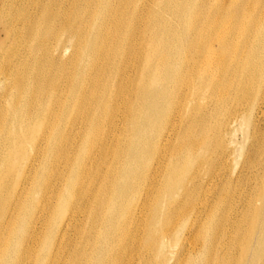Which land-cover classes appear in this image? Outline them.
I'll return each mask as SVG.
<instances>
[{"label": "bare ground", "instance_id": "1", "mask_svg": "<svg viewBox=\"0 0 264 264\" xmlns=\"http://www.w3.org/2000/svg\"><path fill=\"white\" fill-rule=\"evenodd\" d=\"M6 11L0 22L5 37L12 36L14 47L25 45L27 58L15 49L9 54L13 57L0 49V204L4 190L13 188L11 200L0 206V263L30 264L37 258L39 264H139L134 263L138 259L146 264L138 250L153 249L160 258L155 264H169L185 242L198 245L194 228L230 160L243 157L255 183L264 176V0H0V13ZM237 133L241 142L226 148L224 141L234 142ZM143 134L151 141L146 151L152 160L136 172L131 166L142 158L138 147ZM124 138L135 142L124 143ZM87 139L95 145L78 158V166L93 164L90 150L97 146L96 161L107 167L108 177H117L115 197L104 203L109 212L102 213V203L94 206L96 195L80 187L85 202L72 195L76 210L66 213L51 246L44 245L35 256L45 208L60 179L56 172L51 174L55 181L42 182L35 166L52 150L58 152L57 165H66L73 151L84 153L80 142ZM175 140L186 144L173 157L168 152H174L170 146ZM110 151L116 167L109 163ZM194 161L215 166L209 180L191 178L198 184L190 182V187L200 198L174 254L156 240L168 219L190 204L189 193L175 205L171 198L179 191L174 193L180 185L176 180L187 178ZM165 162L171 168L163 176ZM13 171L20 180L9 184ZM34 183L43 191L44 205L28 224L18 226L23 198ZM260 188L263 194L253 204L256 219L264 204V180ZM123 192L126 201L120 204ZM222 205L218 201L214 212ZM78 217L87 220L85 239L68 261L61 252L63 238ZM106 218L110 224L102 230L96 222ZM232 234V240L222 234L217 248L216 241L209 243L207 249L218 251L209 256V264L213 258L221 264L228 251L239 259L223 264L261 261L264 217L261 225H241ZM215 235L218 229L209 239Z\"/></svg>", "mask_w": 264, "mask_h": 264}, {"label": "rangeland", "instance_id": "2", "mask_svg": "<svg viewBox=\"0 0 264 264\" xmlns=\"http://www.w3.org/2000/svg\"><path fill=\"white\" fill-rule=\"evenodd\" d=\"M20 10H23V8L20 7ZM9 11V10H8ZM8 11L4 13H0V22L4 19ZM10 39H12V36L10 38L6 39L5 33L3 31V27L0 24V49L5 50V54L9 55L14 49L16 50L17 54L25 57V51L24 46L20 47L17 46L14 47L13 44H10ZM2 52V51H1ZM14 55H9V57H13ZM3 64L0 63V67ZM162 115L160 114L158 117V120H162ZM248 126V123L245 121L243 124V127L241 128L243 131L246 130ZM116 135V133H115ZM118 135V134H117ZM184 134L182 133L181 136ZM144 139L140 143L138 147V151L141 152L142 158L141 160H136L134 164L131 166L133 170L136 172H140L139 169L143 167V170H146L147 166L149 165V162L152 160V156L146 151V148L151 144V141L148 142L147 134H143ZM234 142H225L224 146L227 147H235L236 143L241 142V135L237 133L235 137L233 138ZM124 143H131L135 142L134 139L131 140H125ZM186 144V143H185ZM185 144L180 146V143L178 140H175V142L170 146L171 150H169L168 155L172 156L174 153L175 157L180 150L185 146ZM82 151H73L71 153L69 162L64 165L63 162L61 164L57 165L56 158L58 157V152L56 150H52L50 155H46L44 159L42 158L39 161V164L35 166L36 172L42 173L40 176L42 178V182H46L47 184L52 183L54 177L51 178V174L58 172L60 173V179L56 183L54 191L49 196V204L45 208V222L41 225L42 228V236L40 242H38L35 247L33 248L32 252L36 256L39 251H42L44 245H47L46 248H48V244H52L55 231L64 223V217L66 213H73L76 209L71 208L74 204H77L75 200H72V195L77 194L79 196V202L80 197L81 201L85 200L86 195L83 193L84 189L87 190L88 194L96 195L95 205L98 206L101 205V210L103 212H109V207L104 206L105 201L112 196L115 197V193H113V187L115 185L113 182L116 181V176L108 177L107 175V167L105 165H101L100 162L96 161L97 158V146H94L91 151V157L94 158V162L91 165H88L86 167L78 166L77 160L79 157L84 156L85 153L89 151V149L95 145V143L92 140L87 139L86 143L84 145L81 144ZM79 146V144H78ZM180 146V147H179ZM198 154H200V150L198 151ZM109 163L116 167V159L115 154L113 151H110V154L108 156ZM54 162L56 163V166H54ZM119 161L117 162V164ZM181 168V165H179ZM213 166V167H211ZM215 165H211L210 162H202L200 164H197L194 161V164H189L187 167V178L183 176V178H180L176 180V185L180 184L178 187L174 188V193L177 192L176 196L172 195V202L175 205L176 203L181 202L183 199L186 198V194L189 193L190 196V204L183 207L180 212L175 214V216L170 217L168 219L167 228L164 229V233L161 235L159 239L156 240L158 244L165 243L166 249H168L170 252L174 253L178 250L179 243L182 241L183 235L186 233V230L188 229L191 221H192V215L194 211V207L198 202V199L200 198V194L198 195L196 191H192V188L190 187V182L192 184H198L194 183L193 176H196L197 179L203 178L204 180H209L211 177V171H213ZM46 167V168H45ZM243 167V168H242ZM171 168L170 162L166 163L161 168V174L164 176L168 170ZM181 169H184L182 167ZM243 169V170H242ZM248 169L244 167V159L243 157H239L238 154L228 162L227 167L224 169H221L219 172V176L217 177L216 183H214V187L210 190L208 193V206L206 211L202 214V217L198 223V225L194 228L195 233H199L200 240L198 242V245L191 244L190 241H187L184 243L183 249L177 254V256H173L169 264H195V262L201 261L200 264H204L205 261H209V256L215 257L216 253L218 254L217 249H213L214 251H211L207 249L209 246V243H214L215 246L218 247L220 244L223 243V236L230 237V239H233L234 228H247L248 224H254L258 223L261 225L263 217H264V204L261 207V213L260 216L256 219L255 210L253 204L255 205V200L259 199L260 196L263 194V189L260 188L262 181L264 180V176L261 177V179L255 183V177L254 182L252 180V177H249ZM88 174V176L86 175ZM144 175V174H143ZM254 175V174H253ZM252 175V176H253ZM255 176V175H254ZM260 176V175H259ZM76 177L80 178V183L75 181ZM190 177V179H189ZM161 178V177H160ZM159 178V180H160ZM20 178L18 177V174H16L15 171H13L9 176V184H15L16 182H19ZM40 181V179H35V181ZM188 180V182H186ZM201 180V179H200ZM261 181V183H260ZM82 186H81V185ZM35 183L28 187L27 195L23 198L24 201V209L19 216L20 219L17 220V225L19 226L20 223H22L23 226L29 223L32 217H36L38 213L41 211V208L44 205L45 197L43 194V191L40 189L39 186L36 188L34 187ZM80 187L83 188V191L81 192ZM158 187V186H157ZM190 188V189H189ZM13 188L6 189L3 192V198H5V202L11 200L13 196ZM189 189V190H188ZM173 193V194H174ZM126 192H123L122 198L121 194L120 196V204L124 203L126 201ZM174 198V199H173ZM108 199V200H109ZM223 200V208H219L216 212H214V206L218 201ZM82 201V202H83ZM136 200H131V204L135 203ZM5 202L0 204V206L3 208L5 206ZM85 202V201H84ZM94 200L91 199L90 201V208L93 205ZM83 207V206H82ZM257 208L259 206H256ZM84 208V207H83ZM101 210L98 212V214L101 217ZM2 212V210H1ZM242 212L245 214V219H242L243 216H241ZM127 213L126 210L122 211V215L125 216ZM215 216H218L215 218ZM222 218L220 227L218 225L219 218ZM209 218V220H208ZM85 218L78 217V219L75 220V222L71 223L70 227L68 228L65 237L63 238V244L61 247V252L63 253V256L68 257V261L70 257H72L73 253L77 252V248L80 244L84 243L85 239V223H87V220L84 221ZM256 219V220H255ZM106 219H100L98 222H96L97 225H100L102 230L105 228V226H108L110 223H105ZM254 220V222H253ZM128 223V222H127ZM164 224V221H163ZM111 227V226H110ZM122 227V226H121ZM124 229L129 228V224L124 225ZM142 229L145 228L144 224L141 226ZM219 230V235H215V239L210 240L209 236L211 235L212 230ZM222 230V231H221ZM131 231V230H130ZM77 232H80V236L78 237ZM167 236L165 237V234ZM15 234V231H13L12 236ZM11 236V237H12ZM221 236V237H219ZM218 238H221L217 241ZM143 242V240H142ZM49 246V247H50ZM146 246V242H145ZM127 250L132 248V254L134 251V246L131 243L127 244ZM136 250L142 249V247L136 245ZM76 250V251H75ZM149 251L142 252L141 250H138L141 252V256L144 260V263L146 264H155L159 263V256L158 251L156 252L153 249H148ZM129 253V252H128ZM130 254V253H129ZM60 255V254H59ZM224 257L221 259V264L232 261L235 262L239 259L237 254H233L232 252L228 251L227 254H223ZM2 258V257H0ZM249 261V257H245ZM33 259V258H32ZM134 263L142 264L141 261L134 260ZM219 262L213 258L212 264H218ZM0 264H7L6 260L3 259ZM30 264H39L37 261V258L31 260ZM255 264H264V257L261 259V261L256 262Z\"/></svg>", "mask_w": 264, "mask_h": 264}]
</instances>
